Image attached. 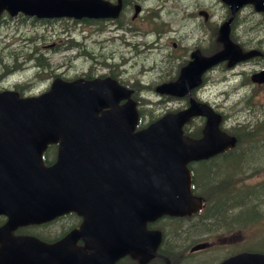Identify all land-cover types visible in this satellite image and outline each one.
Masks as SVG:
<instances>
[{
    "label": "water",
    "instance_id": "obj_1",
    "mask_svg": "<svg viewBox=\"0 0 264 264\" xmlns=\"http://www.w3.org/2000/svg\"><path fill=\"white\" fill-rule=\"evenodd\" d=\"M233 9H236L243 0H227ZM4 0H0V5ZM264 7V6H263ZM228 24L222 29V38H226ZM235 51L233 45L229 44L227 53ZM225 57V52L215 54L211 60H195L184 70L183 78L176 84L177 92L189 90L196 82L198 75L212 63ZM260 81L264 80V70L254 75ZM62 93L53 92L49 96L38 98L22 99L13 92L0 93V141H11L10 147L0 146V165L7 167V176L10 177L15 169V174L28 177V171L23 170L24 164L32 163L36 166L35 177L40 179L38 186H21L24 194L0 193V212H5L10 219L6 225L5 248L0 250V264H114L120 254H122L131 242L133 235L137 236L138 243H144L143 238L147 233L142 224L145 219L154 217L163 211H183L185 208H175L174 206L196 205L199 200L190 194L191 176L185 163L190 159L208 157L216 152L223 150L233 142V139L221 132L218 128L219 117L207 105L192 101V105L187 110L175 115H167L153 123L150 127L151 137L137 140L135 145L129 149L141 151L137 154L138 164H143V170H139L138 183L146 192L148 200H144L134 207L128 205L115 214L116 219H111L107 214L104 218L102 212L93 208H85V200H76L77 194H70L63 190H55V183L63 185L69 165L77 162L86 163L79 157H70L67 151L66 141L69 134H75V141L92 140L93 138L84 136L94 132L74 131L73 126H123L134 124L137 121V113L132 102L117 106L116 100L108 97L101 98L93 90L86 89L85 93L91 95L92 99H75ZM112 105L109 110L99 115L98 110L101 106ZM206 114L208 116L206 135L202 139L188 140L181 137L180 127L183 122L191 115ZM100 133V132H96ZM167 135L168 137L164 136ZM45 136H52L53 140L61 139V153L58 162L50 167H44L39 158L21 161L16 155H12L13 143H20L18 146L29 142V140L43 139ZM103 141L115 143V137L103 138ZM25 141V142H24ZM113 145L101 146H75L81 153L83 159L95 157L101 150L113 148ZM29 146L23 145L19 148L20 152H26ZM9 150V151H7ZM97 152V153H96ZM23 159V158H22ZM81 161V162H80ZM118 156L110 161V169L114 170L120 166ZM9 168L12 171H9ZM136 177L125 179L133 181ZM71 181V179L69 180ZM119 190L121 187H118ZM2 189H5L3 187ZM139 189V188H138ZM32 193H27V191ZM6 191V190H5ZM146 198V194L138 192V199ZM153 199L154 208H151L150 200ZM97 205V203H93ZM18 208H32L20 211ZM69 208H77L85 216L87 227L96 228L102 232L86 240L87 247L91 248L88 252L85 248L74 247L73 239L77 236L71 234L66 240L60 241L57 245H46L39 242L34 237H15L9 233L12 227L18 222L27 220L44 219L56 212H61ZM147 208H150L148 210ZM187 209V208H186ZM106 223H115L116 226H106ZM18 245L31 246L33 254L28 255L23 250L18 251ZM35 247V248H33ZM140 248L141 246H136ZM151 250L145 254H151ZM244 259H249L250 264H264L263 253H246ZM148 255V256H149ZM246 259V260H245ZM25 261V262H24ZM31 261V263H29ZM226 262L225 264H228ZM245 263V262H244ZM242 263V264H244ZM224 264V263H223Z\"/></svg>",
    "mask_w": 264,
    "mask_h": 264
},
{
    "label": "rangeland",
    "instance_id": "obj_2",
    "mask_svg": "<svg viewBox=\"0 0 264 264\" xmlns=\"http://www.w3.org/2000/svg\"><path fill=\"white\" fill-rule=\"evenodd\" d=\"M135 2L142 4L140 15L136 20L132 19L133 14L122 17L121 22L126 27L119 29L117 32H109L110 29H115L114 22L108 25L105 24V28H100L96 21H91L88 24L82 21H38L29 17L6 19L5 22L0 23V81L6 74H9L5 77V87H14L16 83L28 79L31 83L33 82L28 91H36L46 85L44 82L48 79L50 73L53 76L56 70L64 75H76L85 71H89L91 74L106 72L107 74L118 76L126 82L136 83L140 93H145L149 100H158L157 104H152L155 107L153 113L157 114L161 110L158 113L160 115L169 110L183 107L186 104V98L185 100L166 97L157 98L151 94L155 84L161 79L164 78L163 80H165L168 76H171L172 79L176 78L180 69L177 68L178 63L180 62L179 64L182 66L189 58L190 48L188 46H177L175 47L176 51H174L171 44H166V48L163 51L160 50L164 47V36L173 32L171 29L169 31L167 29L170 27L178 28L187 38H190L191 32L196 30L194 34L202 33L205 36V39L200 41V43L206 45L209 42H214L212 36L217 38L215 29L213 30L214 22L220 24L228 16L218 17L216 21L198 23L197 26V21H200L197 12L200 8L208 9L211 6L213 9L216 8L217 13L218 6L215 7L213 1L159 0L156 2V0H128L127 5L133 7ZM168 4L169 6H167ZM221 7L226 10L225 6ZM161 10L164 11L161 13ZM217 14L220 15L219 12ZM187 18H190V20L188 21ZM241 18H244L245 24H242L243 28H240L239 21L234 24V36L248 48L255 47L264 51V14H258L253 7L247 6L242 11ZM111 25H113L112 28L109 27ZM248 25H250V28L256 27V33L250 34L245 29ZM150 29L153 30L147 33ZM83 34H87L88 38L85 41L88 46L90 43L93 44L91 46L92 49L85 55L72 59L69 55L83 53L86 48L81 45L72 49V45H67V43L72 40L82 44ZM116 37L119 39V44L114 40V38L117 40ZM235 37L234 39H236ZM184 39L183 36L178 37L179 41H184ZM99 40L109 41L108 44H101ZM155 40L159 42H154ZM147 43L149 45H146ZM65 45L67 46L65 47ZM217 45L218 48L221 47L220 44L217 43ZM68 46L71 47L68 48ZM155 48L157 50H154ZM182 48H184L183 51L180 50ZM46 54L49 56H46ZM39 61L42 64L40 67L35 68L34 64ZM96 63H98L97 67L95 66ZM45 64L48 69H43L39 73L38 70L43 68ZM65 64H67L66 67ZM263 64L264 57L260 56L238 66L234 72L219 66L216 71L208 75L210 81L201 90V93L219 109L226 108V124L228 122L231 126L244 121V118L249 113L239 112L238 110L244 105L245 95L248 94L251 99L248 106L251 117L254 116L256 119L263 116L264 119V85L259 86L249 80L251 74L260 70ZM56 67L58 69H55ZM15 68H18V70L15 71ZM40 82L43 84H39ZM21 87L27 88L26 85H21ZM145 113L149 115L148 111H145ZM251 121L253 122L254 120ZM199 123L200 121L195 122L193 128L198 126ZM252 154L254 158L248 165H245V167L250 169L249 172L236 171L238 172L236 173L238 177H236L235 183L239 189L237 193L230 195L231 203L243 201L248 191L256 192L252 188L253 182L264 178V157L260 156V154H264V149H256L252 151ZM227 159L228 161L225 162ZM215 160H212V162ZM241 161L242 159L240 160L239 156H229L225 160L218 161L220 163L218 171H227L233 176L235 169L241 166ZM207 168L208 166L202 167L200 171L202 180L199 182L201 185L198 184L197 188L200 191L208 189L203 179ZM213 168L216 169L215 166H212L211 169ZM258 168L259 171L257 173L250 172ZM242 174H244L243 177H241ZM200 175L199 177H201ZM246 175H251L252 177L247 179ZM239 178H245V181L239 182ZM228 183L229 181H224L219 186V190H223ZM220 194L225 197L227 192L220 191ZM213 200H217V198H213ZM253 202L259 206L261 210L259 214L263 217V221L249 226L250 236H245V231L249 227L239 230V237H236L237 240L234 241L236 244H241L239 242L243 238H247L248 241L264 228V193ZM253 216L254 214L247 208L245 212L243 211L235 218L239 221H245ZM169 235H171L170 229ZM234 246L237 247V245ZM257 246L264 248V236H262V240L258 241ZM204 256L202 254L201 258L203 259ZM211 257L216 258L218 255L213 254Z\"/></svg>",
    "mask_w": 264,
    "mask_h": 264
},
{
    "label": "flooded vegetation",
    "instance_id": "obj_3",
    "mask_svg": "<svg viewBox=\"0 0 264 264\" xmlns=\"http://www.w3.org/2000/svg\"><path fill=\"white\" fill-rule=\"evenodd\" d=\"M107 1H110L112 4L118 5L117 9L112 10L106 16H104V18L114 17L113 21H116V24H118L117 25L118 30L125 28L124 27L125 24H122V22H121L122 17L133 14L132 19L136 20L140 14V12H138V10L140 8H142V4L139 2H135L134 6L130 7L127 5L128 0H107ZM157 1H159V0H156V2ZM211 1H213V3L215 4V7L218 6L217 13L219 12L220 15H218L216 13V8L213 9L211 6H209L208 9L207 8H200L197 12V15L200 19V21L199 20L197 21V26H198V23H205V22H209L211 20L216 21V19L218 17L229 16L231 14V12L237 11L236 9H233L232 6L225 4L224 1L223 2L221 0H211ZM167 6H169V4ZM221 6H223V7L225 6L226 10H223V8ZM242 7H241V10H239L237 12L236 17H235V19L240 22V28H243L242 24L244 23V18L240 19L241 13H242V11H244L245 7H247V6L243 5ZM163 11L164 10H161V13ZM0 19H4V22H5V10L2 11ZM129 19L131 20V18H129ZM187 19H188V21L190 20V18H187ZM103 21L105 22V24L108 25L112 20L104 19ZM219 25L220 24H218L217 22H214L213 30L215 29V33L217 34V38L212 36V38H214V42H209L206 45L200 43V41L205 39V36L202 33L194 34V32H196V30H194V32H191V37L187 38L180 29H178V28L174 29L173 27H170L167 29V31H169V29H171L173 32L170 34H166L164 36V40L166 43L163 42L164 47L160 50L163 51L166 48V44H171L172 48H174V51H176L175 47H177V46H183V47L188 46L190 48L189 58L187 59V61L182 66L179 64L180 62L178 63L177 68L181 69L185 64H187L191 60L193 51H194V53L199 52L200 55H202V56H210V55L218 52L219 50H221L223 48V44L221 45L217 41L218 40ZM250 25L245 27V29L248 30V32L250 34L256 33L257 28L256 27L250 28L249 27ZM233 26H234V24L232 23V27ZM116 30H114V32H116ZM152 30L153 29L148 30L147 33L151 32ZM179 36H183L185 38L184 41H179L178 40ZM87 38H88L87 34L86 35L83 34V43L82 44L76 43V45H75V47H77V48L82 45L83 47L86 48V51L83 53H78L77 55H69L68 54L69 57H72V59L81 57V56L85 55L90 49H92L91 46L93 44L90 43V45L88 46V44L85 41ZM151 42H153V41H151ZM154 42H159V41L155 40ZM148 43L146 45H149ZM217 43L220 44V46H221L219 49H218ZM241 45H242L241 47L245 51H248L247 49L244 48L245 46L243 44H241ZM69 47H71V46H68V48ZM154 50H157V48H155ZM180 50L183 51L184 48H182ZM46 56H48V55H46ZM181 56L183 57L182 53H181ZM258 56L264 57V51L261 55H258ZM249 60H251V59H249ZM241 62H243V61H241ZM246 63H248V62H245L242 64H246ZM41 64H42L41 61L37 62L35 64V66H36L35 68L39 67ZM97 64L98 63L95 64L96 67H97ZM61 66H62V64H61ZM66 66H67V64H65V67ZM95 66H93V67H95ZM219 66L224 67V64L214 65L213 67H211L205 71V73H204V80H205L204 82L205 83H203V85H206L210 81V77L208 76V74L216 71ZM45 67H46V64L44 65L43 68L38 70V72L39 73L42 72ZM237 68H238V66L231 69V71L234 72ZM55 69H58V67H56ZM180 69H179V71H180ZM55 73H56V75H58L57 74L58 70H56ZM83 74L85 77L84 76H79V77H84L86 79H90V77L95 78L98 76H100V77L106 76L107 73L104 72V73H93V74H91V72L85 71ZM51 75L52 74L50 73V76ZM168 75H170V74H168ZM163 79H161L159 81V83L162 81L170 80V79H172V77L168 76L167 79L166 78H165V80H163ZM32 85H33V82L31 83L30 81H27V84H26L27 88H25V89L23 87L20 88V91L22 92V94L32 92L31 90L28 91ZM46 86H49V84H47ZM2 89H5V78H3L2 81H0V90H2ZM40 89H38V90H40ZM200 90H201L200 88L195 89L194 93L197 95H202ZM36 91H33V92H36ZM139 128H141V127H139ZM57 153H58V144L57 143L50 144L45 149V151L43 153L45 161L47 163L54 162L57 158ZM228 207L229 206H227V205H219V204L203 205L200 207L201 209L198 212H191V213L187 212V213L182 215L183 217L174 218L173 215H170V216L169 215H163V216L158 217L157 219H155L153 221H149L147 223V227L152 228V229H157V228L160 229V227H162L163 228L162 229L163 234L166 233L167 235L163 236L160 243L156 247V255H154L152 258H150L144 264H167V259H169L170 264H221L223 261H225L226 259H228L229 257H231L235 254L244 252L246 250H253L252 248H250V240L251 239H249L247 241V238H243L239 242L241 244H236L234 241L237 240L236 237H239V234L234 233L233 231L229 232V234L225 235V236L213 235V236H210L209 238H202L200 236L201 230H202V217L205 215V213L204 214H198V213H200V211H202V208L213 209V208H228ZM217 215L220 219H223V217L225 216V215H223L222 212L218 213ZM68 217L72 218V221L68 222V223L67 222L62 223V221L67 219ZM7 220H8V216L5 215V213H0V236L5 235V233H3L2 231L5 230V225H6ZM83 224L85 225V223L83 222V217L80 216L76 212H71V213L64 214V216H59V217L53 218L47 222H43V223L31 222V223L24 225V226H17L11 232L13 235L36 236L39 239H41L42 241H44L45 243H51L52 244V243H55V241L62 238L63 236H65V234L68 233L69 231H71V230H73V229H75V228H77ZM61 228H63V230ZM169 229L171 231V235H169ZM75 233H76V231H73L71 234H75ZM85 235L87 237L90 236L88 229L85 231ZM80 238H82V237H77L76 243L74 244V247H83L86 245L84 238H82V239H80ZM2 241L3 240L0 237V250H1V247L4 246V243ZM130 241L133 244L130 247V250L132 251V253H126L123 256H120L117 259L116 264H142L141 263V257H144L146 255L145 251H150L151 244L153 243V240L147 239L145 241V243L141 244L140 245L141 247L138 249L137 247L134 246V244L137 243V241H138L137 236L133 235V237H131ZM201 243H204V246L199 247V248H195L197 245H199ZM234 245H237V247H235ZM138 252H139V255H137ZM202 254L205 255L203 259L201 258ZM213 254H217L218 257L212 258L211 256Z\"/></svg>",
    "mask_w": 264,
    "mask_h": 264
},
{
    "label": "trees",
    "instance_id": "obj_4",
    "mask_svg": "<svg viewBox=\"0 0 264 264\" xmlns=\"http://www.w3.org/2000/svg\"><path fill=\"white\" fill-rule=\"evenodd\" d=\"M259 122L260 121L257 120L255 122H248V123L242 122V123L237 124V130H239V132H238L239 138H238L237 147L234 148L232 150V152L226 156L227 157L239 156L240 160L242 159L243 164H241V166H238L235 169L233 176L230 173H228L227 171H224V172L218 171V166L220 164L219 162L217 164L213 165L216 167V169H214V168L211 169L212 167L209 168V165H208V168H207L206 173H205V177L203 178V179H205L204 184H206V186L209 189L212 196H216L217 191H219V192L220 191L221 192L226 191L227 196L225 197V203L229 207L228 208L210 209L202 217V225L203 226L214 225L217 222H219V224H222L223 221H231V220L235 219V216L237 214L242 213L243 211L245 212L247 208L254 215L261 211L259 209V206L256 203H254L253 201L255 199L259 198V196L264 193V184H261V185L257 186L256 188H253L256 190V192L249 191L250 192L249 193L250 200H248L246 198V194H245L244 199L248 202V205L245 204L243 207L241 206L239 208L238 206H240L244 200L241 202H238V203H231L230 202V194H235L238 191V190L232 191L234 180L236 179V177H238V175L236 174L238 172H236V171H240V172L249 171L250 169L248 167H245V165H248L252 161V159L254 158L252 151H254L256 149H259V150L264 149V138H260L262 136L261 134L262 133L264 134V122H262V123L261 122L259 123ZM260 156L264 157V154L263 155L260 154ZM223 160H225V159H223ZM227 161H228V159L225 162H227ZM224 181H229L228 185L223 190H219V186H221ZM216 204H221V202L218 201ZM235 209H237V212H235ZM220 212H222L223 215H225L223 217V219H220L217 215ZM71 221H72V218L68 217L67 219L63 220L62 223H66V222L68 223Z\"/></svg>",
    "mask_w": 264,
    "mask_h": 264
},
{
    "label": "bare ground",
    "instance_id": "obj_5",
    "mask_svg": "<svg viewBox=\"0 0 264 264\" xmlns=\"http://www.w3.org/2000/svg\"><path fill=\"white\" fill-rule=\"evenodd\" d=\"M118 37H119V36H118ZM110 38H111V37H110ZM116 38H117V37H116ZM114 40L119 44V41H118L119 39H118V38H117V40L114 38ZM108 41H109V40H106V41H105V40H99V42H100L101 44H105V43L108 44ZM127 43H128V42H127ZM131 46H132V45H131ZM99 48H100V47H99ZM39 67H40V66H39Z\"/></svg>",
    "mask_w": 264,
    "mask_h": 264
}]
</instances>
